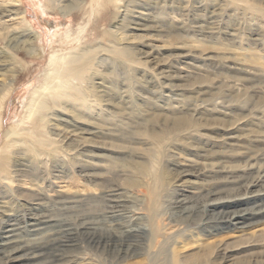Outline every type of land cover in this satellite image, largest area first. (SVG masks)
<instances>
[{"label":"bare ground","instance_id":"obj_1","mask_svg":"<svg viewBox=\"0 0 264 264\" xmlns=\"http://www.w3.org/2000/svg\"><path fill=\"white\" fill-rule=\"evenodd\" d=\"M19 1L0 0V36L7 38L6 46L0 44L1 264H67L72 256L78 257L80 251L74 250L83 240L96 251L113 254L116 264L150 252L155 259L147 264H184V244L178 251L173 245L170 252L162 250L165 241L158 242L159 247L150 251L153 245L142 237L149 231L152 242L151 224L169 212L175 218L180 212L184 221L206 214V232L231 227L253 236L264 234V133L244 132L252 123L244 122L248 119L214 125L211 120L218 110L203 96L218 81L199 79L219 77L223 70L229 75H262L258 64L264 63V55L249 41L264 46V29L256 24L257 37L252 40L241 30L244 18L254 16L256 9L244 0H104L108 13L112 6L117 10L109 32L98 34L103 40L99 49L62 52L51 46L48 64L56 60L54 55L66 59V65L86 55L109 73L86 85L87 77L97 73L84 76L74 69L63 84L55 82L47 67L21 117L9 126L4 117L16 87L9 74L19 63L8 55V48L34 53L39 34L26 11L18 9ZM222 1L228 2L225 7ZM96 2L48 0L50 7L59 4L67 16L84 11V6L92 9ZM49 6L43 8L47 13ZM66 38V50L80 39L70 34ZM166 50L169 57L159 59ZM128 69L133 74L139 70L135 84L146 92L134 91L125 81L117 83L113 76ZM219 112L227 117L231 107ZM138 117L149 124V140L142 142L150 147L138 150L113 143L122 138L121 128L135 126ZM212 126L225 134L203 132ZM184 148L200 158L183 156ZM231 151L247 153L244 163H232L236 156ZM83 178L96 181V186L88 187L80 181ZM250 200L255 207L244 208ZM121 213H128L129 223L107 220ZM186 230H172L173 242ZM223 264L234 263L226 259Z\"/></svg>","mask_w":264,"mask_h":264},{"label":"rangeland","instance_id":"obj_2","mask_svg":"<svg viewBox=\"0 0 264 264\" xmlns=\"http://www.w3.org/2000/svg\"><path fill=\"white\" fill-rule=\"evenodd\" d=\"M97 1L98 3L96 2L92 9H88L86 8V6H84V11L81 10V12H79L78 14L77 12H75V15L73 16H67V14H65L61 10V6L59 4H52L53 7H50L48 0L19 1L18 9L22 12L26 11V15L32 23L34 22V29L37 30V33L39 34L37 35V38L34 39V53L29 54L22 50L8 48V55L14 59L16 65L19 63V67L15 68L14 72L9 74L10 76H14L12 82H14V86L16 87H14V93L7 104L6 115L4 117L7 125H12L17 118L21 117L24 110V103L28 100L31 89L33 88L35 83L38 82L37 79L41 76L44 69H46L47 67L49 69L51 68L50 75L52 74V76L55 77L54 79L57 78L55 82H62L63 84H65V81H67L68 79H65L64 77L69 76V72H72V70L74 69L79 70L78 72L84 76L86 74H92L93 72L97 73V76L87 77L88 79L84 81L86 85L91 84L95 80V77L98 78L99 76H103L105 73H109L105 66H98V64L96 63V59L91 61L86 60V55L84 59H81L69 65H66V59L60 61L57 60L56 55H54V59L56 58V60L48 64L50 55H52L50 53L53 51V46L55 48H61L62 52H78L80 51V49L86 47L91 49V51L94 48L99 49L98 46L103 43V40H99L100 37L98 36V34L103 37L105 32H109L112 24V15L117 10V7L112 6L110 13H108L107 10H105L106 4L104 0ZM237 1L239 2L240 0ZM244 1L248 7H250L251 9H256L257 11V13L252 17L247 15L249 21H247V18H244L246 20H244L243 26L241 24L243 37L245 39L252 40L253 38L257 37V34L253 33L256 32L253 31L256 24L261 25L264 29V0ZM119 3L120 2H118V4ZM222 3L225 7L228 2L222 1ZM45 4L50 7L48 9V13L43 9ZM169 11L173 12V14L176 13V11L173 10H168V12ZM97 15L101 16L97 17ZM55 33H57V35H54ZM69 34L71 35V38H73V40H75L78 36L80 37V39L77 44L73 45L74 47H71V50H66L67 46L65 45V42H67L66 37ZM6 41L7 38L1 35L0 44L2 47L6 46ZM171 42H173V40ZM249 43L252 47L257 48V50L261 53L260 55H264V46L255 44L254 41H249ZM94 53L96 55L95 51L88 53L87 56ZM169 54H171V52L169 50H166V52L164 51L159 55V59L169 57ZM118 57L124 58L121 55H118ZM262 62H264V58L262 59ZM252 64L257 66L256 63ZM136 66L138 65L136 64ZM144 66L145 65L141 67ZM258 66V70H260V72L262 73V75L260 76H252L245 73H236L234 75H229L227 74V70H223V73L225 74L219 77L200 76L199 79H201L205 83L218 81V83L216 84L217 87L215 86L213 89H208V93L203 96V98L206 99L207 102L212 105V107L218 110L215 118L211 120L215 122L214 125H217L219 127V125L224 126L229 124H239L241 122L249 124V122H252L245 127L244 132H253L254 134L262 132L264 133V63L258 64ZM154 71L156 70L154 69ZM233 73L234 72H231L230 74ZM111 75L113 76V74ZM113 77L117 80L118 84L121 81H125L128 85L132 86V89L134 91H139L140 93L146 92V90L140 88V86H137L135 84V78L140 77L139 70H137L136 74L135 72L133 74L132 71L128 69L127 72L119 73L118 77ZM186 94L187 96L192 95L191 91H186ZM131 95H133V92L131 93ZM226 105L231 107V113L227 117H224L223 114L219 111H221L223 109V106ZM135 120V126L121 128L123 134L122 138L114 140L113 143L117 145L130 146L135 149L139 148L138 150L150 147L149 145L142 142L143 139L149 140L147 131H145L146 125L149 126V124L145 122L146 120L141 117H138ZM15 126L17 125H13V127ZM212 127L213 128L211 129H203V132H205L208 136H221L225 134V131H223V129H219L214 126ZM197 143L198 142H192V144ZM231 152L236 156L230 159L232 163H244V155H246L247 153L245 154L242 152L238 154L236 151ZM181 154L183 156L200 158L196 156L197 153L195 151L189 148L182 149ZM80 181L87 184L90 188L96 186V181L89 180L88 178H83ZM244 189L245 188L240 191L243 192ZM177 193L180 192L178 191ZM255 205L256 202L250 200L244 205V208H252L255 207ZM125 212H127V209ZM177 213L178 219L177 217L175 218V213L171 214V212H169L166 214V216L160 215V219L158 217L157 220L151 224L152 226H150L149 229H151V227L153 228V231L155 232L154 238L156 240L160 238V240H157V243L155 242V239L153 240L154 242H151L150 238L147 239L148 237H150L149 231H146L142 234L144 240H147L150 246L153 245L152 249L150 247V251H154V249H157L159 247V243L165 241L166 243L162 245V250H167L168 248V250L170 251L172 249L174 250L175 248V250L178 251V247L184 244V250L182 253L184 254V264H223L226 259H230L234 264L263 263L264 234L253 236L249 233L238 232L237 229H231V227L229 229H220L218 233L217 231H212V229H210V232H206L203 231L205 223L204 221H207L208 219V216H206V214L203 215V213L201 212L199 217L197 216L196 218V215H194L192 217L193 220L192 218H190V221H184L180 220L183 217H181L180 212ZM201 214L204 217H200L202 216ZM213 215L211 216H216ZM124 216L127 217L125 218ZM115 217H107V220H119V218H121L119 222L121 221L122 223H129V221H127L130 219V217H128V213H121L120 215H117ZM170 217L172 219H168ZM177 220L182 222H178ZM104 226L108 225H106L105 223ZM174 226L175 228H173ZM178 226L181 228L184 226V229L188 228V230L184 232L183 236L179 235L176 237V241L178 240L177 242H173L174 232H172V230L176 229ZM168 236L170 238H168ZM161 237L167 239L162 240L163 238ZM81 242L82 245L80 246L79 250H74L75 254L78 251H80V254H78V257L72 256L71 261L67 264H98V259L104 260L105 264H116V257L113 254L96 251L94 248L89 246L88 243L84 242V240ZM173 245L174 248H172ZM227 246L241 248H239L235 252H226L225 248ZM151 253L153 252H150L145 256L138 255V257H135L134 259L127 260L128 262H125V264H131L135 261H141L142 263L147 264L150 260L155 259V256L150 255ZM163 255L164 254L160 255V258H162ZM85 257H87V259Z\"/></svg>","mask_w":264,"mask_h":264}]
</instances>
